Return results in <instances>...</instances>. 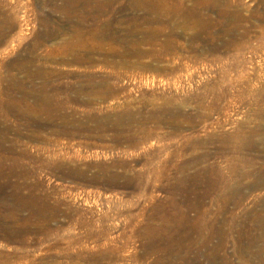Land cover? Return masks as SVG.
<instances>
[{"label": "rangeland", "instance_id": "rangeland-1", "mask_svg": "<svg viewBox=\"0 0 264 264\" xmlns=\"http://www.w3.org/2000/svg\"><path fill=\"white\" fill-rule=\"evenodd\" d=\"M156 1L0 0L7 264H264V0Z\"/></svg>", "mask_w": 264, "mask_h": 264}, {"label": "bare ground", "instance_id": "bare-ground-1", "mask_svg": "<svg viewBox=\"0 0 264 264\" xmlns=\"http://www.w3.org/2000/svg\"><path fill=\"white\" fill-rule=\"evenodd\" d=\"M9 1H10V0H9ZM11 1H12V0H11ZM138 1H139V0H138ZM155 1H156V0H155ZM165 1L168 2L167 0H165ZM169 1H170V0H169ZM171 1H172V0H171ZM171 1H170V2H171ZM175 1H176V0H175ZM177 1H178V0H177ZM179 1H180V0H179ZM179 1H178V2H179ZM202 1H203V0H202ZM158 2H159V1H158ZM162 2H163V1H162ZM181 2H182V1H180V3H181ZM262 2H264V1H262ZM136 3H137V2H136ZM156 3H157V1H156ZM163 3H165V2H163ZM171 3H172V2H171ZM145 4H146V3H145ZM157 4H159V3H157ZM160 4H161V3H160ZM172 4H173V3H172ZM176 4H177V3H176ZM181 4H183V3H181ZM12 5H13V4H12ZM102 5H103V4H102ZM139 5H140V4H139ZM143 5H144V4H143ZM146 5H147V4H146ZM4 6H5V5H4ZM157 6H160V5H156V9H157ZM163 6H165V5H163ZM172 6H173V5H172ZM172 6H171V7H172ZM178 6H179V4H178ZM139 7H140V6H139ZM165 7H166V6H165ZM165 7H164V8H165ZM175 7H176V6H174L173 8H175ZM180 7H183V6L180 5ZM180 7H179V8H180ZM140 8H141V7H140ZM153 8H154V7H153ZM161 9H162V8H161ZM166 9H167V8H166ZM168 9H169V8H168ZM176 9H177V8H176ZM88 10H89V9H88ZM157 10H160V9H157ZM173 10L175 11V9H173ZM186 10L188 11V9H186ZM155 11H156V10H155ZM78 12H79V11H78ZM156 12H158V11H156ZM161 12H162V11H161ZM161 12H160V13H161ZM163 12H164V11H163ZM168 12L172 13L171 10L168 11ZM168 12H167V13H168ZM158 13H159V12H158ZM0 14H1V13H0ZM80 14H81V13H80ZM176 14H177V13H176ZM188 14H189V13H188ZM154 15H155V13H154ZM162 15H164V14L162 13ZM167 15H170V16H171V14H169V13H168ZM190 15H191V14H190ZM0 16H1V15H0ZM149 16H150V13H149ZM155 16H156V15H155ZM157 16H159V14H158ZM157 16H156V17H157ZM179 16H180V15H179ZM184 16H185V15H184ZM7 17H8V16H7ZM87 17H88V16H87ZM147 17H148V16H147ZM159 17H160V16H159ZM164 17H165V15H164ZM181 17H182V16H181ZM191 17H192V16H191ZM82 18H83V17H82ZM148 18H149V17H148ZM150 18L153 19V16L150 17ZM172 18H173V17H172ZM144 19H145V22H147V21H146L147 18L145 17ZM163 19H164V18H163ZM166 19H167V18H166ZM173 19H174V18H173ZM185 19H187V18H185ZM88 20H89V19H88ZM155 20H156V19H155ZM155 20H154V21H155ZM200 20H201V19H200ZM6 21H8V20H6ZM100 21H101V20H100ZM120 21H121V20H120ZM149 21H150V20H149ZM162 21H163V20H162ZM197 21H198V20H197ZM143 22H144V21H143ZM145 22H144V23H145ZM163 22H164V21H163ZM0 23H1V22H0ZM28 23H29V22H28ZM28 23H27V24H28ZM98 23H99V22H98ZM139 23H140V22H139ZM148 23L151 24V22H148ZM11 24H12V23H11ZM44 24H45V23H44ZM120 24H121V23H120ZM152 24H153V23H152ZM157 24H158V23H157ZM162 24H163V23H162ZM164 24H165V23H164ZM29 25H30V23H29ZM83 25H84V24H83ZM107 25H108V24H107ZM160 25H161V23H160ZM101 26H102V25H101ZM101 26H100V27H101ZM118 26H119V25H118ZM45 27H46V26H45ZM105 27H106V25H105ZM113 27H114V26H113ZM127 27H128V26H127ZM97 28H98V27H97ZM102 28H103V27H102ZM123 28H126V27H123ZM4 29H5V27H4ZM10 30H11V29H10ZM185 30H186V29H185ZM50 32H51V31H50ZM117 32H118V31H117ZM3 34H4V31H3ZM88 34H89V33H88ZM103 34H104V33H103ZM153 34H154V33H153ZM171 34H172V33H171ZM108 35H109V34H108ZM108 35H107V37L111 38V37L108 36ZM5 36H6V34H5ZM5 36L2 35V34H0V37H5ZM47 36H48V35H47ZM95 36H96V35H95ZM77 37H78V36H77ZM96 37H97V36H96ZM96 37H95V38H96ZM107 37L104 38V39H107ZM99 38H100V39H99ZM99 38H98L97 40H101V39H102V38H101V34H100ZM109 38H108V39H109ZM125 38H126V37H125ZM198 38H199V37H198ZM40 39H41V38H40ZM114 39H115V38H114ZM38 40H39V39H38ZM110 40H111V39H110ZM103 41H104V40H103ZM115 41H116V40H115ZM167 42H168V41H167ZM174 42H175V41H174ZM75 43H76V42H75ZM0 44H1V43H0ZM13 44H14V43H13ZM118 44H119V43H118ZM121 44H122V43H121ZM83 45H84V44H83ZM2 46H3V45H2ZM75 46H76V45H75ZM168 46H169V45H168ZM95 47H96V46H95ZM101 47H102V46H101ZM112 47H113V46H112ZM130 47H131V46H130ZM175 47H176V46H175ZM103 48H104V47H103ZM113 48H114V47H113ZM115 48H116V47H115ZM117 48H118V47H117ZM69 49H70V48H69ZM83 49H84V48H83ZM133 49H134V48H133ZM164 49H165V48H164ZM167 49H168V48H167ZM175 49H176V48H175ZM101 50H102V49H101ZM126 50H127V49H126ZM173 50H174V49H173ZM115 51H116V50H115ZM78 52H79V51H78ZM84 52H85V51H84ZM163 52H164V51H163ZM99 53H100V52H99ZM109 53H110V52H109ZM118 53H119V52H118ZM140 53H141V52H140ZM140 53H139L138 56H140ZM145 53H146V52H145ZM145 53H144V54H145ZM154 53H155V52H154ZM157 53H158V52H157ZM166 54H167V53H166ZM76 55H77V54H76ZM85 55H86V53H85ZM89 55H91V53H89ZM114 55H115V54H114ZM114 55H113V56H114ZM123 55H124V54H123ZM141 55H142V54H141ZM146 55H147V53H146ZM63 56H64V55H63ZM109 56H110V55H109ZM109 56H108V57H109ZM117 56H118V54H117ZM83 57H84V56H83ZM90 57H91V56H90ZM104 57H105V56H104ZM115 57H116V56H115ZM87 58H88V57H87ZM87 58H86V59H87ZM91 58H92V57H91ZM120 58H122V56H120ZM84 59H85V57H84ZM84 59H82V60H84ZM89 59H90V58H89ZM108 59H109V58H108ZM108 59H107V60L105 59V60L108 62ZM102 60H103V59H102ZM14 61H15V60H14ZM17 62H18V61H17ZM60 62H61V61H60ZM87 62H88V61H87ZM113 62H114V61H113ZM85 63H86V62H85ZM149 63H151V62H149ZM13 64H15V63H13ZM21 64H22V63H21ZM88 64H89V63H88ZM91 64H94V61L91 60ZM125 64H126V63H125ZM134 65H136V64H134ZM134 65H133V67H134ZM137 65H138V63H137ZM137 65H136V66H137ZM141 65H143L142 62H141ZM141 65H140V66H141ZM145 65H147V66L149 67V69H150V65H149L148 63L145 64ZM151 65H152L153 68H154V65H153V64H151ZM29 66H30V65H29ZM122 66H123V65H122ZM130 66H131V65H130ZM140 66H137V67H140ZM143 66H144V65H143ZM152 66H151V67H152ZM155 66H156V65H155ZM104 67H105V66H104ZM145 67H146V66H145ZM148 67H146V69H147ZM110 68H111V67H110ZM110 68H109V69H110ZM114 68H115V67H114ZM153 68H152V69H153ZM18 69H19V68H18ZM34 69H35V68H34ZM56 69H57V67H56ZM96 69H97V68H96ZM104 69H105V68H104ZM115 69H116V68H115ZM134 69L137 70L136 67H135ZM141 69H142V67H141ZM141 69H140V70H141ZM155 69H156V68H155ZM155 69H154V70H155ZM110 70H112V69H110ZM116 70H117V69H116ZM116 70H115V71H116ZM140 70H139V73H140ZM143 70H144V69L141 70L142 74L144 73ZM147 70H148V69H147ZM147 70H145V71H147ZM154 70H153V71H154ZM112 71H113V70H112ZM153 71H151V69H150V70H149V73H150V72L153 73ZM18 72H19V70H18ZM57 72H58V71H57ZM120 72H122V69H121ZM132 72H133V71H132ZM9 73H10V72H9ZM19 73H20V72H19ZM126 73H127V72H126ZM146 73H148V72H146ZM146 73H145V74H146ZM35 74H36V73H35ZM52 74H53V73H52ZM93 74H94V73H93ZM93 74H92V75H93ZM145 74H143V75H145ZM36 75H37V74H36ZM116 75H117V73H116ZM27 76H29V75L27 74ZM32 76H33V75H32ZM39 76H40V75H39ZM51 76H52V75H51ZM109 76H110V75H109ZM3 77H4V76H3ZM16 77H17V76H16ZM91 77H92V76H91ZM111 77H112V76H111ZM36 78H37V77H36ZM40 78H41V77H40ZM44 78H45V77H44ZM108 78H109V77H108ZM114 78H115V77H114ZM31 79H33V78L31 77ZM104 79H105V78H104ZM28 80H29V79H28ZM48 81H49V80H48ZM48 81H47V82H48ZM0 82H1V81H0ZM14 83H15V82H14ZM51 83H52V81H51ZM36 84H37V83H36ZM63 84H64V83H63ZM62 86H63V85H62ZM29 89H30V88H29ZM34 90H35V89H34ZM3 91H4V90H3ZM50 91H51V90H50ZM30 92H31V91H30ZM32 92H33V91H32ZM32 92H31V93H32ZM21 93H23V92H21ZM108 93H109V92H108ZM26 94H27V96H28V95H29V91L26 92ZM44 94H45V93H44ZM56 94H57V93H56ZM7 95H8V94H7ZM11 95H12V94H11ZM32 95H33V94H32ZM37 95H38V94H37ZM9 96H10V95H9ZM9 96H8V97H9ZM22 96H23V95H22ZM93 96H94V95H93ZM12 97H13V96H12ZM107 97H108V96H107ZM31 98H32V97H31ZM33 98H34V97H33ZM48 98H49V96H48ZM51 98H52V97H51ZM103 98H104V97H103ZM0 99H1V98H0ZM36 99H37V98H36ZM21 100H22V99H21ZM38 100H40V99H38ZM59 100H60V99H59ZM13 101H14V100H13ZM13 101H12V102H13ZM47 101H48V99H47ZM65 101H66V100H65ZM73 101H74V100H73ZM70 103H71V102H70ZM13 104H14V103H13ZM17 104H18V103H17ZM60 105H61V103H60ZM11 106H12V105H11ZM23 106H24V105H23ZM67 106H68V105H67ZM9 107H10V106H9ZM13 107H15V106L13 105ZM24 107H25V106H24ZM61 107H62V105H61ZM10 108H11V107H10ZM25 108H26V107H25ZM40 108H41V107H40ZM44 108H45V107H44ZM54 108H55V107H54ZM31 109H32V108H31ZM45 109H46V108H45ZM10 110H11V109H10ZM66 110H67V109H66ZM61 112H62V111H61ZM25 113H26V112H25ZM20 114H21V113H20ZM34 114H35V113H34ZM54 114H55V113H54ZM57 115H58V114H57ZM154 117H155V115H154ZM122 119H123V118H122ZM125 119H126V117H125ZM54 120H55V119H54ZM130 124H131V123H130ZM131 126H132V125H131ZM62 127H63V126H62ZM128 127H129V126H128ZM114 129H115V128H114ZM125 129H126V127H125ZM114 131H115V130H114ZM58 150H59V149H58ZM66 151H67V150H66ZM68 151H69V150H68ZM63 153H64V152H63ZM79 153H80V152H79ZM50 164H51V163H50ZM107 166H108V165H107ZM109 166H110V165H109ZM116 166H118V165H116ZM116 166H115V167H116ZM120 166H121V165H120ZM124 166H125V165H124ZM105 167H106V165H105ZM121 167H122V166H121ZM116 168H117V167H116ZM119 168H120V167H119ZM77 169H78V168H77ZM106 169H107V168H106ZM110 169H111V168H110ZM73 170H74V169H73ZM73 170H72V171H73ZM66 172H67V171H66ZM81 172H82V170H81ZM106 172H107V171H106ZM114 172H115V171H114ZM109 173H110V172H109ZM64 174H65V173H64ZM82 174H83V173H82ZM114 174H115V173H114ZM219 174H220V173H219ZM80 175H81V174H80ZM86 175H87V174H86ZM86 175H85V176H86ZM103 175H104V174H103ZM111 175H112V174H111ZM111 175H110V176H111ZM221 175H222V174H221ZM221 175H220V176H221ZM91 176H92V175H91ZM115 176H116V175H115ZM107 177H108V176H107ZM119 177H120V176H119ZM175 177H176V176H175ZM178 177H179V176H178ZM197 177H198V175H197ZM202 177H203V176H202ZM95 178H96V177H95ZM176 178H177V177H176ZM180 178H181V177H180ZM93 179H94V178H93ZM98 179H99V178H98ZM98 179H97V180H98ZM109 179H110V178H109ZM177 179H178V178H177ZM187 179H188V178H187ZM202 179H203V178H202ZM218 179H219V178H218ZM172 180H173V179H172ZM208 180H209V179H208ZM98 181H99V180H98ZM98 181H97V182H98ZM102 181H103V180H102ZM108 181H109V180H108ZM176 181H177V180H176ZM211 181H212V180H211ZM218 181H219V180H218ZM87 182H88V180H87ZM221 182H222V181H221ZM104 183H106V182H104ZM201 183H202V182H201ZM92 184H93V183H92ZM262 184H263V183H262ZM262 184H261V185H262ZM167 186H168V185H167ZM181 186H183V185H181ZM174 187H176V186H174ZM177 188H178V187H177ZM182 188H183V187H182ZM217 188H218V187H217ZM174 189H175V188H174ZM185 189H186V188H185ZM185 189H184V190H185ZM211 189H213V186H212ZM180 190H181V188H180ZM209 190H210V189H209ZM214 191H215V190H214ZM217 192H218V191H217ZM26 193H27V192H26ZM16 194H17V193H16ZM207 194H208V193H207ZM17 195H18V194H17ZM180 195H181V194H180ZM169 197H171V196H169ZM169 197H168V198H169ZM212 197H213V195H212ZM23 198H24V197H23ZM49 198H50V197H49ZM183 198H184V197H183ZM210 198H211V197H210ZM36 199H37V198H36ZM169 199H171V198H169ZM174 199H175V198H174ZM22 200H23V199H22ZM24 200H25V199H24ZM84 200H85V197H84ZM13 201H14V200H13ZM33 201H35V200H33ZM36 201H37V200H36ZM173 201H174V200H173ZM175 201H176V200H175ZM183 201H184V200H183ZM185 201H186V200H185ZM19 202H21V200H20ZM23 202L25 203L26 201H23ZM61 202H62V201H61ZM83 202H84V201H83ZM90 202H91V201H90ZM169 202H170V201H169ZM191 202H192V201H191ZM191 202H190V203H191ZM194 202H195V201H194ZM221 202H222V201H221ZM29 203H30V202H29ZM49 203H50V202H49ZM53 203H54V202H53ZM65 203H66V202H65ZM174 203H175V202H174ZM199 203H200V202H199ZM226 203H227V202H225V204H226ZM22 204H23V203H22ZM67 204H68V203H67ZM178 204H179V203H178ZM225 204H224V205H225ZM63 205L65 206V204H63ZM69 205H70V204H69ZM161 205H162V204H161ZM172 205H173V204H172ZM179 205H181V204H179ZM187 205H188V204H187ZM16 206H17V205H16ZM18 206H19V205H18ZM33 206H34V204H33ZM70 206H71V205H70ZM162 206H163V205H162ZM168 206H169V205H168ZM173 206H175V205H173ZM173 206H172V207H173ZM193 206H194V205H193ZM51 207H52V206H51ZM51 207H50V209H52ZM61 207H62V206H61ZM165 207H166V206H165ZM176 207H177V206H176ZM31 208H32V207H31ZM35 208H36V207H35ZM64 208H66V207H64ZM70 208H71V207H70ZM170 208H171V207H170ZM170 208H169V209H170ZM194 208H195V207H194ZM194 208H193V209H194ZM15 209H16V208H15ZM20 209H21V208H20ZM50 209H49V210H50ZM53 209H55V208H53ZM53 209H52V210H53ZM57 209H59V208H57ZM160 209H161V208H160ZM173 209H174V208H173ZM181 209H182V208H181ZM181 209H180V211H181ZM24 210H25V209H24ZM62 210H63V209H62ZM171 210H172V209H171ZM197 210H199V209H197ZM27 211H28V209H27ZM30 211H31V210H30ZM41 211H42V210H41ZM54 211H55V210H54ZM158 211H160V210H158ZM163 211H164V210H163ZM173 211H175V209H174ZM178 211H179V210H178ZM192 211H193V210H192ZM194 211H195V210H194ZM206 211H207V210H206ZM22 212H23V211H22ZM32 212H33V211H32ZM39 212H40V211H39ZM67 212H69V209H68ZM167 212H168V211H167ZM170 212H171V211H170ZM56 213H57V212H56ZM58 213H59V212H58ZM62 213H63V212H62ZM159 213H160V212H159ZM161 213H162V212H161ZM174 213H175V212H174ZM174 213H173V214H174ZM186 213H187V211H186ZM205 213H206V212H205ZM205 213H204V214H205ZM31 214H32V213H31ZM43 214H44V213H43ZM52 214H53V213H52ZM69 214H70V213H69ZM173 214H172V215H173ZM175 214H176V213H175ZM200 214H201V213H200ZM202 214H203V213H202ZM206 214H207V213H206ZM14 215H15V214H14ZM17 215H18V213H17ZM32 215H34V214H32ZM39 215L41 216V214H39ZM156 215H157V214H156ZM162 215H164V214H162ZM179 215H181V214H179ZM186 215H188V214H186ZM6 216H7V215H6ZM12 216H13V215H12ZM34 216H35V215H34ZM37 216H38V215H37ZM200 216H201V215H200ZM32 217H33V216H31V218H32ZM152 217H153V215H152ZM176 217H177V215H176ZM176 217H175V218H176ZM183 217H184V216H183ZM189 217H190V215H189ZM194 217H195V216H194ZM194 217H192V218L194 219ZM203 217H204V216H203ZM47 218H48V217H47ZM49 218H50V217H49ZM154 218H155V217H154ZM158 218H159V217H158ZM168 218H169V217H168ZM41 219H44V218H41ZM160 219H161V217H160ZM165 219H166V218H165ZM189 219H190V218H189ZM198 219H200V218H198ZM15 220H16V219H15ZM52 220H53V219H52ZM163 220H164V219H163ZM172 220H173V219H172ZM161 221H162V220H161ZM170 221H171V220H170ZM190 221H191V220H190ZM48 222H49V221H48ZM159 222H160V221H159ZM166 222H169V221H166ZM197 222H198V221H197ZM199 222H200V221H199ZM199 222H198V223H199ZM202 222H203V221H202ZM22 223H23V222H22ZM188 223H189V222H188ZM13 224H14V223H13ZM20 224H21V223H20ZM23 224H24V223H23ZM26 224H27V223H26ZM45 224H46V222H45ZM48 224H49V223H48ZM165 224H166V223H165ZM223 224H224V223H223ZM14 225H15V224H14ZM159 225H160V224H159ZM167 225H169V224L167 223ZM170 225H171V224H170ZM173 225H174V224H173ZM189 225H190V224H189ZM200 225H201V227L199 226L200 228L197 226V227H198V230H194V233L192 232L191 234H187V235L185 234L184 239H182V241H180L181 239L178 240V241H180V242H177L176 245H174V248H172V249H173V252H174V253H173V254H174V255H173L174 257H171L172 259H170L171 261L168 262L169 264H178L177 262H178V261H181V260L183 261V262H182L183 264H193V262L188 261V260L185 258V256L188 255V253H190L191 248H192L194 245H197V246H198L199 244H201V245H203V246L205 247V249H206V246H205V245H208L209 243H211V240H213L214 237H215L216 235H217V237H218V235H219V237H220V240H219V242H218L219 245L216 246V247L213 249V251H212L211 253L207 254V258L209 259V261H211V264H217V260L214 259V255H213V253L215 252V250H216V251L219 250V249H220V250H221V249L223 250V247L225 248V245H226V244H225V238H224L225 236H224V235H226V234H224V232H223L224 229L221 230V231L223 232V233H222L221 231L219 232L218 229H217V231H215V230L213 231V230H211V229L209 230L207 227H205V225H202V224H200ZM18 226H19V225H18ZM45 226H46V225H45ZM202 226H204V227H202ZM14 227H15V226H14ZM155 227H156V226H155ZM166 227H167V226H166ZM174 227H176V226H174ZM174 227H173V228H174ZM197 227H194V228L197 229ZM211 227H212V226H211ZM158 228H159V227H158ZM167 228H168V227H167ZM192 228H193V227H192ZM223 228H224V227H223ZM150 229H151V228H150ZM150 229H149V230H150ZM159 229H160V228H159ZM159 229H158V230H159ZM165 229H166V228H165ZM188 229L190 230V228H188ZM220 229H221V227H220ZM44 230H45V229H44ZM44 230H43V231H44ZM48 230H49V229H48ZM263 230H264V229H263ZM163 231H164V230H163ZM166 231H167V230H166ZM166 231H165V232H166ZM174 231H175V230H174ZM187 231H188V230H187ZM187 231H186V233H187ZM190 231H191V230H190ZM190 231H188V232H190ZM225 231H226V230H225ZM8 232H9V231H8ZM15 232H16V231H15ZM36 232H37V231H36ZM36 232H35V233H36ZM38 232H39V231H38ZM150 232H151V231H150ZM154 232H155V231H154ZM238 232H239V231H238ZM246 232H247V231H246ZM249 232H250V231H249ZM26 233H27V232H26ZM43 233H44V232H43ZM43 233H42V234H43ZM45 233H46V232H45ZM50 233H51V232H50ZM50 233H49V234H50ZM145 233H147V232L145 231ZM145 233H143V234H145ZM158 233H159V232H158ZM166 233H167V232H166ZM226 233H227V232H226ZM244 233H245V232H244ZM252 233H253V231H252ZM38 234H39V233H38ZM151 234H152V233H151ZM154 234H155V233H154ZM163 234H164V233H163ZM170 234H171V233H170ZM172 234H173V233H172ZM223 234H224V235H223ZM228 234H229V233H228ZM249 234H250V233H249ZM22 235H23V234H22ZM25 235H26V234H25ZM46 235H47V234H46ZM140 235H141V234H140ZM152 235H153V234H152ZM173 235H174V234H173ZM181 235H182V234H181ZM251 235H252V234H251ZM102 236H103V235H102ZM147 236H148V235H147ZM147 236H146V237H147ZM156 236H158V235L156 234ZM159 236H160V235H159ZM168 236H169V235H168ZM243 236H244V235L240 234L239 239H243ZM253 236H254V235H253ZM142 237H143V236H142ZM142 237H141V238H142ZM171 237H172V236H171ZM21 238H22V237H21ZM21 238H20V239H21ZM137 238H138V237H137ZM144 238H145V237H144ZM165 238H166V237H165ZM250 238H251V237H249V239H250ZM24 239H25V238H24ZM105 239H107V237H106ZM145 239H146V238H145ZM159 239H160V238H159ZM172 239H173V238H172ZM175 239H176V238H175ZM178 239H179V238H178ZM218 239H219V238H218ZM22 240H23V239H22ZM25 240H26V239H25ZM28 240H29V239H28ZM141 240H142V239H141ZM157 240H158V239H157ZM157 240H156V241H157ZM169 240H170V239H169ZM250 240H251V239H250ZM256 240H257V238H256ZM106 241H107V240H106ZM144 241H145V240H144ZM154 241H155V240H154ZM238 241H239V240H238ZM262 241H263V239H262ZM11 242H14V241L12 240ZM16 242H17V241H16ZM75 242H76V241H75ZM145 242H146V241H145ZM98 243H99V241H98ZM160 243H161V242H160ZM240 243H241V241H240ZM18 244H19V243H18ZM99 244H100V243H99ZM103 244H104V243H103ZM157 244H158V243H157ZM163 244H164V243H163ZM149 245H151V244H149ZM172 245H173V244H172ZM172 245H171V246H172ZM201 245H200V246H201ZM200 246H199V247H200ZM203 246H202V247H203ZM99 247H100V246H98V248H99ZM102 247H103V245H102ZM144 247H145V249H146V245H145ZM166 247H168V246H166ZM204 247H203V248H204ZM105 248H106V246H105ZM157 248H158V247H157ZM200 248H201V247H200ZM102 249H104V247H103ZM154 249H155V247H154ZM163 249H164V248H163ZM165 249H166V248H165ZM198 249H199V248H198ZM146 250H147V249H146ZM156 250H158V249H156ZM167 250H168V248H167ZM200 250H201V249H200ZM203 250H204V249H203ZM211 250H212V249H211ZM1 251H2V250H1ZM17 251H18V250H17ZM105 251H107V250H105ZM209 251H210V249H209ZM113 252H114V251H113ZM161 252H163V251H161ZM164 252H166V251H164ZM197 252H198V251H197ZM221 252H222V251H221ZM108 253H109V251H108ZM112 254H113V253H112ZM199 254H200V253H199ZM260 254H261V252H260ZM103 255H105V254H103ZM109 255H110V254H109ZM113 255H114V254H113ZM146 255H148V254H146ZM2 256H3V255H2ZM10 256H11V255H10ZM93 256H94V255H93ZM95 256H96V255H95ZM101 256H102V255H101ZM103 257H104V256H103ZM111 257H113V256H111ZM90 258H91V257H90ZM98 258H99V257H98ZM105 258H106V257H105ZM169 258H170V257H169ZM13 259H14V258H13ZM99 260H100V259H99ZM99 260H98V261H99ZM103 260H104V259H103ZM117 260H118V259H117ZM117 260H116V261H117ZM163 260H164V259H163ZM120 261H121V260H120ZM108 262H109V261H108ZM113 262H114V261H113ZM1 263H2V264H7V258L0 257V264H1ZM8 263H9V262H8ZM194 263H195V262H194ZM221 263H222V264H229V260H228V258H226V257H222V258H221ZM76 264H77V263H76ZM164 264H165V263H164Z\"/></svg>", "mask_w": 264, "mask_h": 264}]
</instances>
